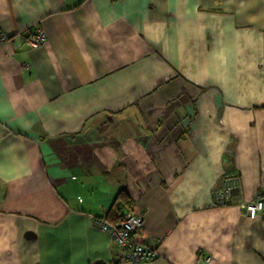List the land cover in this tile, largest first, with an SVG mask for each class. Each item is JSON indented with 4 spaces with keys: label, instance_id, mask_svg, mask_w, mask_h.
<instances>
[{
    "label": "crops",
    "instance_id": "1",
    "mask_svg": "<svg viewBox=\"0 0 264 264\" xmlns=\"http://www.w3.org/2000/svg\"><path fill=\"white\" fill-rule=\"evenodd\" d=\"M0 34V264H136L120 194L138 264H264V213L212 203L264 197V0H0Z\"/></svg>",
    "mask_w": 264,
    "mask_h": 264
},
{
    "label": "built area",
    "instance_id": "2",
    "mask_svg": "<svg viewBox=\"0 0 264 264\" xmlns=\"http://www.w3.org/2000/svg\"><path fill=\"white\" fill-rule=\"evenodd\" d=\"M25 46L35 49L43 46L48 38L46 32L39 26L32 28L27 34L19 35ZM9 38L0 34V44L8 43ZM240 179L236 175L226 174L222 180L221 188L212 192V203L216 207L237 205L242 208L245 216L255 218L264 213V197L258 196L251 201H237L235 197L240 191ZM144 220L141 213L131 210L125 213L122 219L116 223L108 222L106 219L97 220L96 224L111 233L114 244L120 252V259L133 263L153 261L159 256L156 247L137 242L134 235L143 227ZM211 258L202 259L209 263Z\"/></svg>",
    "mask_w": 264,
    "mask_h": 264
},
{
    "label": "trees",
    "instance_id": "3",
    "mask_svg": "<svg viewBox=\"0 0 264 264\" xmlns=\"http://www.w3.org/2000/svg\"><path fill=\"white\" fill-rule=\"evenodd\" d=\"M128 206V207H127ZM131 201L129 198L123 194H120V197L116 200L112 208L110 209L109 214L106 216V220L111 223H116L120 219L123 218L125 213L128 212L129 209H131ZM94 264H105V263H94Z\"/></svg>",
    "mask_w": 264,
    "mask_h": 264
},
{
    "label": "rangeland",
    "instance_id": "4",
    "mask_svg": "<svg viewBox=\"0 0 264 264\" xmlns=\"http://www.w3.org/2000/svg\"><path fill=\"white\" fill-rule=\"evenodd\" d=\"M142 215V214H141ZM143 217V216H142ZM143 220H144V217H143ZM144 224V223H143ZM157 250H158V252H159V248H157ZM158 257H160V252H159V256ZM203 258L201 257V260H202Z\"/></svg>",
    "mask_w": 264,
    "mask_h": 264
}]
</instances>
